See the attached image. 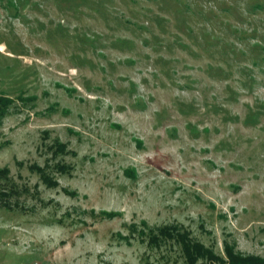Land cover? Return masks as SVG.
<instances>
[{
  "label": "rangeland",
  "instance_id": "obj_1",
  "mask_svg": "<svg viewBox=\"0 0 264 264\" xmlns=\"http://www.w3.org/2000/svg\"><path fill=\"white\" fill-rule=\"evenodd\" d=\"M0 96V264L264 257V0H0Z\"/></svg>",
  "mask_w": 264,
  "mask_h": 264
},
{
  "label": "trees",
  "instance_id": "obj_2",
  "mask_svg": "<svg viewBox=\"0 0 264 264\" xmlns=\"http://www.w3.org/2000/svg\"><path fill=\"white\" fill-rule=\"evenodd\" d=\"M11 100L12 99L0 96V115L5 113L6 108L12 102ZM44 180L47 181L46 178H44ZM102 214L112 215L111 212L106 211H103ZM173 229L176 228H160V234L154 235L152 241L159 243L162 239L175 237L177 243L181 246L187 264H264V257L259 255H245L235 251L233 245H226L225 258L199 241L191 240L187 232H182L179 229L175 232Z\"/></svg>",
  "mask_w": 264,
  "mask_h": 264
}]
</instances>
